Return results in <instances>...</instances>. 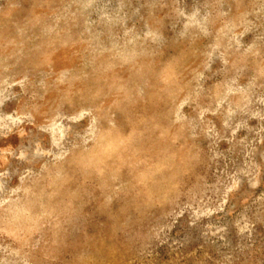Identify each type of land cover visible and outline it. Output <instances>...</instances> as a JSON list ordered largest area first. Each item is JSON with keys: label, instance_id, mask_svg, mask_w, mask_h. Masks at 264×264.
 <instances>
[{"label": "rangeland", "instance_id": "rangeland-1", "mask_svg": "<svg viewBox=\"0 0 264 264\" xmlns=\"http://www.w3.org/2000/svg\"><path fill=\"white\" fill-rule=\"evenodd\" d=\"M0 264H264V0H0Z\"/></svg>", "mask_w": 264, "mask_h": 264}]
</instances>
